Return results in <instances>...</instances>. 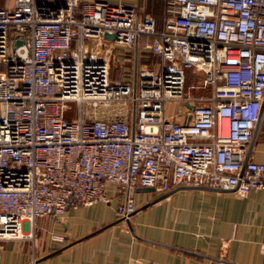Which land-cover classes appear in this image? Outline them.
Returning a JSON list of instances; mask_svg holds the SVG:
<instances>
[{
    "label": "built area",
    "instance_id": "built-area-1",
    "mask_svg": "<svg viewBox=\"0 0 264 264\" xmlns=\"http://www.w3.org/2000/svg\"><path fill=\"white\" fill-rule=\"evenodd\" d=\"M164 15L157 32L121 2L0 0V239L106 201L105 184L122 194L121 220L136 187L264 190V163L244 161L258 119L264 127V0H164ZM105 34L121 48L150 36L157 68L110 80L84 48ZM169 102L180 122L165 119ZM112 105L128 115L107 116Z\"/></svg>",
    "mask_w": 264,
    "mask_h": 264
},
{
    "label": "crops",
    "instance_id": "crops-1",
    "mask_svg": "<svg viewBox=\"0 0 264 264\" xmlns=\"http://www.w3.org/2000/svg\"><path fill=\"white\" fill-rule=\"evenodd\" d=\"M41 1L57 5L60 0ZM79 1L121 2L135 9L136 18L151 16L155 31L163 29L164 0ZM150 40L139 36L130 48H121L103 38L84 48L98 53L108 72L110 65L118 67V74L110 71V79L133 83L140 68H157L158 59L143 47ZM170 105L174 111L165 113ZM180 108L178 102L166 103L165 119L180 122ZM122 110L118 114L128 113V108ZM247 159L264 163L261 121ZM103 194L106 201L67 207L57 219L38 216L22 222V237L0 239V264H264L263 189L136 187L127 220L115 214L122 194L112 184L104 185Z\"/></svg>",
    "mask_w": 264,
    "mask_h": 264
},
{
    "label": "rangeland",
    "instance_id": "rangeland-1",
    "mask_svg": "<svg viewBox=\"0 0 264 264\" xmlns=\"http://www.w3.org/2000/svg\"><path fill=\"white\" fill-rule=\"evenodd\" d=\"M4 1V3L5 4H8L9 3V0H3ZM112 72V74L111 75H113L114 73H119V72H117L118 71V67L116 66H113V67H111V65L109 66V72H108V76H110V73ZM110 78V77H109ZM110 80H112V79H110ZM112 81H114V80H112ZM196 82V80L194 79V78H192L191 76L190 77H188V79H187V83H195ZM191 93H193V94H196V95H200V94H202V93H200V91H198V90H191L190 91ZM174 104V103H173ZM177 105V104H176ZM67 106H69V109H71V112H72V109L74 108V105H73V103H67ZM114 108V109H113ZM111 109V110H110ZM118 109H120V107L119 106H117V105H112V106H110L109 108H107L106 110V112H107V116H112L113 115V113L116 111V110H118ZM121 109H123L122 111H124V109L125 108H121ZM121 109H120V111H121ZM174 109H175V106L174 105H170V106H166V108H165V113H171V112H173L174 111ZM110 111V112H109ZM95 113L96 114H98V115H101V110H96L95 109ZM125 116H127V112H124L123 113ZM74 115L73 114H71V115H66L65 117L66 118H71V117H73Z\"/></svg>",
    "mask_w": 264,
    "mask_h": 264
},
{
    "label": "water",
    "instance_id": "water-1",
    "mask_svg": "<svg viewBox=\"0 0 264 264\" xmlns=\"http://www.w3.org/2000/svg\"><path fill=\"white\" fill-rule=\"evenodd\" d=\"M103 38H105V39H109V40H112V36H111V35H108V34H105V35L103 36ZM189 108H191V107L189 106ZM258 124H259V119H258L257 122L255 123L254 128H253V130H252L251 138H250V141H249V143H248V145H247V150H246V153H245L244 161H245L246 158H247V155H248V152H249L250 146H251V144H252V141H253V139H254V135H255V132H256V130H257ZM140 189H141V190H145V189H148V187H140Z\"/></svg>",
    "mask_w": 264,
    "mask_h": 264
}]
</instances>
